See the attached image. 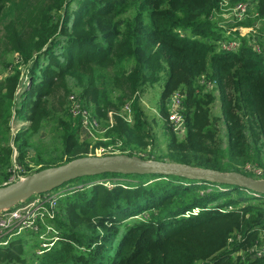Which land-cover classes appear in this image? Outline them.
Masks as SVG:
<instances>
[{
    "label": "trees",
    "instance_id": "16d2710c",
    "mask_svg": "<svg viewBox=\"0 0 264 264\" xmlns=\"http://www.w3.org/2000/svg\"><path fill=\"white\" fill-rule=\"evenodd\" d=\"M220 2L0 0V186L12 146L28 173L31 164L40 170L111 145L143 159L264 178V53L249 36L218 25ZM237 2L253 5L238 24L259 21L262 33L264 0H228ZM231 34L239 46L222 49ZM161 80L165 149L139 104L144 89ZM208 81L219 91L225 144L212 126L216 98ZM72 93L104 140L80 139ZM175 93L184 108L181 139L167 121ZM14 116L24 124L12 135ZM71 183L80 187L63 191L46 221L58 239L37 253L39 240H29L46 225L26 231L0 246V264H264V254L252 253L264 242L262 193L175 174L107 172L60 187Z\"/></svg>",
    "mask_w": 264,
    "mask_h": 264
},
{
    "label": "built area",
    "instance_id": "2783aa9c",
    "mask_svg": "<svg viewBox=\"0 0 264 264\" xmlns=\"http://www.w3.org/2000/svg\"><path fill=\"white\" fill-rule=\"evenodd\" d=\"M251 6L250 3L246 2H237L233 5H229L228 0H221L220 2V12H217L214 16V19L217 21L218 25L226 27L228 29H235L239 32V35L249 36L250 41L252 39V44L254 50L257 52L264 53V31L260 34H257L256 28L259 25V21H256L252 26H241L238 23L244 21L251 14ZM224 12H229L232 16V20L235 25L233 27L225 24L221 18V15H224ZM231 31L227 30L226 34L229 35ZM262 42V44L259 43ZM221 48L225 50H234L236 49L240 42L239 38L235 35H232L228 40L220 41ZM203 82V80H202ZM207 87L211 88L215 86L213 81L206 82ZM68 100L70 101V112L73 116H79L81 129L84 132L92 135L94 132H103L104 129L100 127L97 119L93 117L90 112L82 106L80 97L76 93H72L69 95ZM171 101V113L168 115V122L173 131L178 133L179 135L183 131V106L181 104V96L178 93L173 94L170 98ZM126 110L128 106H125ZM130 118V116H128ZM182 134V136H183ZM105 139V138H102ZM91 149V146H90ZM113 147L111 145L103 146L99 145L95 147L93 150L87 155H105V154H113ZM16 150H13L11 155V172L8 179L4 182L5 184L12 183L19 179H23L28 173V170H25L24 167L18 163ZM247 168L253 167L250 164L246 165ZM10 171V170H9ZM31 171V170H30ZM253 171L257 175H261L262 171L260 168H254ZM32 173V172H31ZM62 192H56L53 190H49L40 194L33 195L29 199L19 202L8 209L0 210V245H5L8 243L9 239L13 236L22 234L26 231L37 232L40 227L45 226V230L39 233L40 236V244L37 252L41 253L42 249L47 248L53 242L58 239L57 232L50 224H46L47 219L52 218L54 216V209L56 207V201L58 196L61 195ZM195 212V211H194ZM48 226L52 227L51 231H47ZM253 256H260L264 254V242L262 245L255 247L252 249Z\"/></svg>",
    "mask_w": 264,
    "mask_h": 264
},
{
    "label": "water",
    "instance_id": "95a60500",
    "mask_svg": "<svg viewBox=\"0 0 264 264\" xmlns=\"http://www.w3.org/2000/svg\"><path fill=\"white\" fill-rule=\"evenodd\" d=\"M179 175L194 180L234 184L264 194V178L248 176L236 171H220L154 159H143L124 153L84 155L68 162L49 166L0 186V210L25 201L33 195L60 187L83 176L103 173Z\"/></svg>",
    "mask_w": 264,
    "mask_h": 264
},
{
    "label": "rangeland",
    "instance_id": "374dc122",
    "mask_svg": "<svg viewBox=\"0 0 264 264\" xmlns=\"http://www.w3.org/2000/svg\"><path fill=\"white\" fill-rule=\"evenodd\" d=\"M231 16L232 15L229 12H224V15H221V18L223 19L222 21L225 24L233 27L235 25V23L232 20ZM231 36H232V34H231ZM162 84H163V80H161L159 83H157L153 86L146 87L144 89V91L141 93V97L139 99V104H140L141 108L143 109L145 117L147 118L148 121H150V128H151V132L153 134L154 142L157 145H159L160 149H165V145L167 143V140L169 139V131H167L165 121L162 119L161 114H160V109H159V99H160ZM213 88L215 89L214 91H213ZM209 90L211 92L212 91L214 92V95L216 98L214 103L211 105V116H212V118H215V119L217 118L216 120H214V123H212V126H214L216 128V134H217L218 140L222 141L223 144H225L226 143V131H225L224 123L222 121V111L220 108L219 91L216 88V86H212L211 88H209ZM166 110H167L168 115H170V113H171V101L170 100L166 103ZM23 124L24 123L22 121H20L19 119H17L14 116L12 118L11 124H10L11 125V134L14 135V133ZM168 125L170 126L169 123H168ZM171 131L179 139L182 138L183 131L181 132L180 135L173 130H171ZM101 133L102 132H95V133L93 132L92 135H90L89 133L84 132L83 130H80L79 137L82 140H90L92 145H93L94 141L104 140V139H102ZM43 136H44V133L41 134V137H43ZM12 147H13V150H16L15 146H12ZM147 150H149V148H147ZM115 153H119V151L115 150L113 154H115ZM16 156H17V154H16ZM12 163H13V160H12ZM30 167H31L30 172H34L38 166H34L31 164ZM24 169L26 170L25 167H24ZM9 170L11 172V168H9ZM120 178H122V177H120ZM106 179L111 180V179H116V178L108 177ZM122 179H124V178H122ZM75 187H80V185H78L77 183H71V184H67L66 186H63V187L55 188V189H53V191L63 192L66 189H72ZM51 230H52V227L48 226L47 231H51ZM18 235H20V234H18ZM18 235H15L13 237H16ZM40 239H41L40 236H38L37 239L36 238L30 239L29 244L34 243L35 240L37 242L39 240V242H38V245H39ZM29 244H28V247H29ZM0 246H4V245H0Z\"/></svg>",
    "mask_w": 264,
    "mask_h": 264
},
{
    "label": "crops",
    "instance_id": "0c3cea01",
    "mask_svg": "<svg viewBox=\"0 0 264 264\" xmlns=\"http://www.w3.org/2000/svg\"><path fill=\"white\" fill-rule=\"evenodd\" d=\"M183 137V136H182Z\"/></svg>",
    "mask_w": 264,
    "mask_h": 264
}]
</instances>
